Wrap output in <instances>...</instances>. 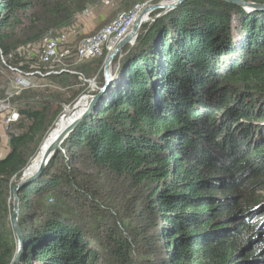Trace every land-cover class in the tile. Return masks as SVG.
Instances as JSON below:
<instances>
[{"label": "trees", "instance_id": "obj_1", "mask_svg": "<svg viewBox=\"0 0 264 264\" xmlns=\"http://www.w3.org/2000/svg\"><path fill=\"white\" fill-rule=\"evenodd\" d=\"M97 1L0 0L1 68L32 70L9 57ZM102 62L81 70L94 75ZM122 74L65 140L70 162L59 152L20 187L18 264H264V12L188 0L144 27ZM62 77L77 80L52 78ZM27 94L14 100L20 120L0 160V264L18 248L13 189L62 113ZM90 171L138 188L132 234L81 213L99 209Z\"/></svg>", "mask_w": 264, "mask_h": 264}, {"label": "rangeland", "instance_id": "obj_2", "mask_svg": "<svg viewBox=\"0 0 264 264\" xmlns=\"http://www.w3.org/2000/svg\"><path fill=\"white\" fill-rule=\"evenodd\" d=\"M172 1L173 0H99L95 4L88 5L81 14H78L75 17V19L72 21V23L69 26L63 27L61 29L51 30L42 42L38 44H28L21 46L17 50V52L13 53L9 57L11 58L12 56L17 55L19 59L22 60L20 65L31 66L32 69L30 70L31 72H37L38 69L41 70L42 73L41 75L30 77L31 79H29V77H25V80L28 78L26 82H29L25 88L17 89V80L19 79V74L18 72H16L17 69L9 68L3 70L1 68V66L6 67L7 65H6V60L3 57L2 52L0 51V101L2 100L8 101L11 104L12 108L17 111L18 107L14 105V100L17 97L21 96L24 92L27 93L31 92V96L28 94L27 96L32 98L33 95H37L36 100L38 102L39 101L42 102L44 106L50 107V111L52 115L53 113L57 112V110L60 111V109L62 110L61 115H63L68 108H73L75 103H77V101H79L83 97L92 98L93 96L97 95L99 93L98 90L99 84L104 76V66H102V68H100L96 73H94V75L92 74L90 76L84 73L81 69L85 67L87 69L89 68L93 70L94 69L93 64L97 60L103 59L102 63H104L105 58L107 56V51H105L104 54L100 57L97 56L89 60H82L77 55L78 49L81 47V45H83L87 39L92 38L96 34L100 33L103 29L109 26V24L118 21L119 18H124L125 20H127L128 21L127 24L133 19L134 23L133 22L131 23V25L132 24L133 25L131 26V28H127V29L125 28L127 32L125 34L122 33L121 37L116 40L115 43L116 45L134 27L136 23L135 21H137V19L139 18V16H137L136 18L134 14L138 12L137 14L140 15V13H142L145 7H148L149 5H155L162 2L169 4ZM245 1L258 3L256 0H245ZM260 1L264 2V0H259V2ZM181 6H179L178 8H180ZM171 12H169L168 14H170ZM160 13H161L160 11L154 12L153 14H151L149 19L156 20L157 16ZM30 14L31 12L27 13L24 16L26 25L29 24ZM158 20L159 18L157 19V21ZM157 21H153L150 25L153 26ZM239 24L240 23L238 19L235 20L232 29L233 40L235 43L236 42L239 43L238 40L240 39V35L238 34L240 32ZM17 32H19V30L15 31V33L18 35ZM51 38L57 41L58 51H59V59L54 64V69L58 72V74H52V77L69 73L77 77L76 81H73L65 77H62L57 81H55L52 77L48 78V76H50L48 75L49 70H46L47 67L43 66V64L41 63V55L43 51V45L45 44L46 40ZM113 41L115 40L113 39L110 42ZM130 48H132L133 50L134 46L131 45L125 46L124 50L121 52L118 58L119 57L125 58L128 55L126 53L129 51L128 49ZM132 50H130V53L132 52ZM127 60L128 59H126V61L123 63L120 70L116 72L111 84L122 81L123 78L122 71L125 68V63L127 62ZM30 71L23 72V74L24 75L30 74L31 73ZM19 72L21 73L22 71L19 70ZM74 73H77V75ZM78 74H81L83 77L80 78ZM63 83L64 84L69 83L70 86L64 87ZM61 115L57 117V120L54 126L51 128V130L55 127ZM3 118L5 117H2L0 113V126L3 129H6L5 131L7 132L8 135V129L10 127L15 128L18 121L15 122L9 119L3 120ZM19 120H20V114H19ZM4 121L8 125H6ZM6 143H7V139H5V143H2V141H0V160L4 159L10 153V146L7 145ZM64 143L62 145H64ZM262 146H264V143L259 145L258 148ZM6 152L7 155L4 157ZM59 152H61L64 155L63 157L66 159L64 163L68 164L70 162V157L64 150L63 146ZM33 160L31 161L33 162ZM26 170L24 174L28 177ZM87 174H90L89 175L91 177L90 179L94 182V185L96 186V189L100 194L99 197L97 198L98 204L95 205L98 206L99 209L97 211V209L93 207L82 205V207H80L81 213L88 218L91 217L89 214L95 216L96 220L102 223L101 224L102 226H104L105 224L108 227L116 226L118 227L119 230L129 232L131 234L134 231H136L138 229L137 226L139 225V221H140L138 218V211H137L139 210V208L136 210V199L141 194L138 191V188L136 187L131 188L130 182H126L122 178L119 179L101 173L97 175V173H94V171H90ZM11 203H12V215L10 216V225H12V231L16 236L13 226V209H14L13 193H12ZM101 211H103V213H101ZM21 212H22L21 209H19V216H18L19 224H20ZM98 213L99 215L102 214V216L99 217ZM112 217H114V219ZM102 230L103 229L101 228L100 232H102ZM95 245L99 246L97 244ZM17 247H18V239H17ZM17 252H18V248H17ZM102 254H104V251H102Z\"/></svg>", "mask_w": 264, "mask_h": 264}, {"label": "water", "instance_id": "obj_3", "mask_svg": "<svg viewBox=\"0 0 264 264\" xmlns=\"http://www.w3.org/2000/svg\"><path fill=\"white\" fill-rule=\"evenodd\" d=\"M188 0H173L170 4L164 6L161 3L155 4V5H149L148 7H145V9L140 13L139 18L137 19L134 27L122 38L111 50H107V56L105 58V61L103 63L104 66V76L99 84V93L92 98H89V102L85 108V110L80 109L78 104L80 102L77 101L75 103L74 107L72 108L73 114L78 113L81 111V113L75 117L73 120L74 122L65 129V131L60 135V137L54 142V144L51 146V148L46 153L43 163L41 164L38 172L36 174H33L31 176H26L25 174L21 178L20 182L14 187L13 189V196H14V209H13V226L14 230L18 239V252L16 254L15 259L13 260L12 264H18V261L20 259V256L22 254V250L24 248V241H23V231L19 224L18 216H19V188L23 185L29 183L31 180L38 177L40 174H42L43 171L47 168L49 163L55 158L57 153L62 148V144L65 142L66 138L69 136L71 131L77 126V124L82 120L83 117H85L89 111L92 109L100 95L110 86V84L113 81V78L118 70L122 67L123 63L128 59L130 56V50L132 48L128 49L129 51L126 53L128 54L125 58H118V56L121 54V52L124 50L125 46L131 45L135 46L138 37L140 36L141 32L143 31L144 27L150 25L153 21H157L159 18H163L166 16L169 12L175 10ZM231 4H234L236 6L242 7L245 12H264V4L256 3V2H246L245 0H222ZM156 11H160L161 13L157 16V19H149L151 14H153ZM81 115V116H80ZM80 116V117H79ZM79 117V118H78Z\"/></svg>", "mask_w": 264, "mask_h": 264}, {"label": "built area", "instance_id": "obj_4", "mask_svg": "<svg viewBox=\"0 0 264 264\" xmlns=\"http://www.w3.org/2000/svg\"><path fill=\"white\" fill-rule=\"evenodd\" d=\"M137 13L134 14L136 18L139 15ZM127 22L128 21L124 18H119L118 21L109 24V26L103 29L100 33L96 34L92 38L87 39L84 44L81 45V47L78 49V57L82 60H89L97 56L100 57L104 54L105 51L111 50L114 47L116 40L121 37L122 33L125 34L127 32L126 29L131 28V26L133 25H131L133 19L128 24ZM113 39L115 41L110 42ZM58 59L59 51L57 41L52 38L46 40L45 44L43 45L41 63L43 64V66L47 67L46 70H49L48 75L58 74V72L54 69V64ZM16 72H18L19 74V79L17 80V89L25 88L28 85L29 82H26L28 78L25 80V77H29V79H31L30 77L42 74L40 69H38L37 72L30 71V74L25 75L23 74V72L20 73L19 70H16ZM74 74L77 75V73ZM78 75L80 76V78L83 77L81 74ZM0 113L2 117H5L3 118V120L9 119L15 122L19 121V112L14 110L8 101H0Z\"/></svg>", "mask_w": 264, "mask_h": 264}, {"label": "bare ground", "instance_id": "obj_5", "mask_svg": "<svg viewBox=\"0 0 264 264\" xmlns=\"http://www.w3.org/2000/svg\"><path fill=\"white\" fill-rule=\"evenodd\" d=\"M161 4L164 6L168 5L164 2H162ZM88 102H89V98L83 97L78 104L79 108L80 109L84 108L83 110H85ZM81 111L72 115L73 114L72 108H68L65 111V113L59 118L55 127L49 132L45 141L43 142V144L39 150L37 158L35 160H33V162L27 168L26 171H27L28 176L35 174L39 170L48 150L51 148V146L54 144V142L60 137V135L65 131V129H67V127H69V125L74 122L73 120L75 119V117H77L81 113Z\"/></svg>", "mask_w": 264, "mask_h": 264}, {"label": "crops", "instance_id": "obj_6", "mask_svg": "<svg viewBox=\"0 0 264 264\" xmlns=\"http://www.w3.org/2000/svg\"><path fill=\"white\" fill-rule=\"evenodd\" d=\"M6 129H3L1 126H0V139L2 141V143H5V139H7V145L10 146V139H9V136L7 135V132L5 131ZM9 151V150H8ZM7 155V152L5 153L4 157Z\"/></svg>", "mask_w": 264, "mask_h": 264}]
</instances>
